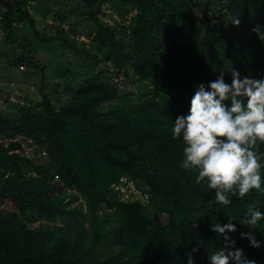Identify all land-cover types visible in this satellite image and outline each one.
<instances>
[{
    "label": "trees",
    "instance_id": "16d2710c",
    "mask_svg": "<svg viewBox=\"0 0 264 264\" xmlns=\"http://www.w3.org/2000/svg\"><path fill=\"white\" fill-rule=\"evenodd\" d=\"M29 1L0 0L8 25ZM84 1L92 7L96 0ZM220 1L210 15L200 0H133L137 13L129 45L91 14L98 25L96 39L115 69L131 66L140 81L157 85L150 92L165 97L164 104L144 98L149 88L143 96L128 92V101L122 89L100 80L99 73L78 89L70 88V98L60 108L46 95L37 109L21 105L14 119L0 114V138L10 136L7 144L0 143V199L22 216L10 219L0 213V264H187L188 255L195 264H209L208 255L226 244L210 225L229 218L236 225V231L227 233L235 247L264 264V220L247 223L250 208L264 210V192L229 195V205L214 203L215 190L208 189L207 179L197 182L195 171L180 166L184 144L171 136L172 121L187 114L196 86L215 80L228 56L235 58L240 73L264 78V40L253 31L259 27L264 32V0ZM225 82L231 83L227 73ZM107 104L114 105L104 110ZM18 137L46 147V163L20 157ZM256 148L264 153V143ZM56 176L59 181L53 182ZM125 177L150 193L147 204L121 200L113 185ZM70 190L88 201L89 215L82 223L90 225V246L83 234L71 240L61 226L42 230L27 224L37 213L75 220L76 211L63 204ZM102 204L108 211L100 214ZM152 208L168 215L166 225L158 223ZM241 233L254 235L261 246H251ZM104 240L120 250L95 257L96 245Z\"/></svg>",
    "mask_w": 264,
    "mask_h": 264
},
{
    "label": "rangeland",
    "instance_id": "374dc122",
    "mask_svg": "<svg viewBox=\"0 0 264 264\" xmlns=\"http://www.w3.org/2000/svg\"><path fill=\"white\" fill-rule=\"evenodd\" d=\"M133 0H96L92 7H88L84 0H30L22 11L15 12L11 18V25L3 19L0 12V114L16 118L21 105H30L37 109L44 97L49 96L55 107L64 106L70 94V88L78 89L91 75H98L99 79L109 81L110 85L122 89V98L131 100L130 92L136 96H143L157 90L156 84L139 80L131 66L126 71H118L108 60V51L96 39L98 25L92 20L91 14L104 23L106 27L114 30L116 36L129 45L132 36V19L137 13ZM213 15L221 7L220 0H200ZM197 20L201 13L196 8L192 10ZM24 12H27L26 15ZM34 20V25L29 17ZM36 28V30H35ZM85 50L92 54L86 55ZM235 58L228 56L226 62L235 67ZM20 63L25 69H20ZM249 76L248 72L240 73ZM129 92V93H128ZM146 99H155L164 104L166 98L150 92ZM114 104H107L108 110ZM22 147L16 151L20 157L44 164L47 161V149L41 147L31 137H18ZM10 136L0 138V143L7 144ZM28 169H24L26 173ZM59 181H53L57 182ZM134 182V181H133ZM121 187V199H133L135 192L130 182L117 184ZM117 192V190L115 189ZM138 196V194H136ZM151 197V196H150ZM142 199V197H141ZM150 200V199H149ZM140 201V200H134ZM148 199L142 200L147 204ZM133 202V201H132ZM141 202V201H140ZM64 207L68 211H76V219L69 222V218L47 217L46 214H36L28 219L27 224L36 229H51L61 226L64 233L71 240L83 237L87 239L88 246L92 245L91 228L88 222L82 223L89 215L88 201L76 190H70L64 199ZM104 204L99 206V213L108 211ZM13 204L0 199V213L10 219L22 217L16 212ZM156 210V209H155ZM153 208L151 213L157 217L162 226L168 223V215L157 214ZM88 219V218H87ZM72 225V229L69 225ZM119 246H113L108 240L96 245L94 256L107 257L117 253Z\"/></svg>",
    "mask_w": 264,
    "mask_h": 264
},
{
    "label": "clouds",
    "instance_id": "9594fccd",
    "mask_svg": "<svg viewBox=\"0 0 264 264\" xmlns=\"http://www.w3.org/2000/svg\"><path fill=\"white\" fill-rule=\"evenodd\" d=\"M253 31L264 40L259 27ZM226 73L231 83L225 82ZM171 136L184 144L180 166L195 171L197 182L207 179L208 189L215 190L214 203L229 205V195L243 198L251 190L264 192V153L256 148L258 142L264 143V78L242 77L231 62L225 63L215 80L196 86L187 114L172 121ZM231 220L212 221L210 230L223 236L226 244L208 255L209 264H256L228 237L236 231ZM261 220L264 210L250 208L247 223ZM241 238L253 247L261 246L250 233H241ZM187 264H195L192 255Z\"/></svg>",
    "mask_w": 264,
    "mask_h": 264
},
{
    "label": "built area",
    "instance_id": "2783aa9c",
    "mask_svg": "<svg viewBox=\"0 0 264 264\" xmlns=\"http://www.w3.org/2000/svg\"><path fill=\"white\" fill-rule=\"evenodd\" d=\"M20 69L24 70L25 69V65L24 64H21L20 65ZM56 178L58 179V176H56ZM124 179H126V182H130L131 183V186H132V188L134 189L135 192L133 193V199L132 200H130V198L129 199L128 198L127 199H121V200H123V201L140 200L142 202V200L148 199V201H149V199H150V193L148 191H144L142 189H139L137 187L136 183L133 182L132 180H129L128 177H125V178L121 179V182L120 183L124 182ZM116 185L117 184H114L113 187L117 190V192L119 194H122L123 192L121 191L122 190L121 187L120 186H116ZM136 194H138V196H136ZM141 197H142V199H141Z\"/></svg>",
    "mask_w": 264,
    "mask_h": 264
}]
</instances>
